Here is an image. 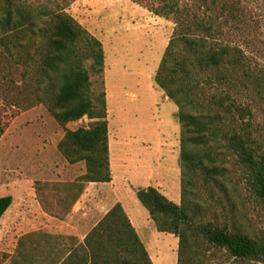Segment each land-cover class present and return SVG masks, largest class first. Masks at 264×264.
I'll return each instance as SVG.
<instances>
[{
    "label": "rangeland",
    "instance_id": "rangeland-1",
    "mask_svg": "<svg viewBox=\"0 0 264 264\" xmlns=\"http://www.w3.org/2000/svg\"><path fill=\"white\" fill-rule=\"evenodd\" d=\"M20 1L33 8L63 10L101 42L106 60L102 73L96 75L90 70L91 60L84 62V68L89 71L92 97L104 91L111 102L106 119L112 179L108 185L83 183L79 178L85 173L84 162L69 164L57 149L65 129L86 128L93 120L84 117L63 128L51 116L48 104L41 101L47 88L41 83L38 59L46 37L37 32L21 35L19 47H9L12 54L0 45V197L12 196L11 206L0 220V264H61L117 203L153 264H179V238L158 232L148 214H133L137 209L130 201L131 194L140 189L132 176L134 160L144 162L153 157L158 162L159 152H165L161 159L171 158L177 171L175 186L159 180L161 187L157 190L168 200L179 205L183 196L184 204L195 209L196 223L210 222L264 240V203L251 191L245 170L220 136L206 146H190L193 152L210 153L204 166L217 168L215 179L206 177L202 170L182 173L179 108L174 140L157 139L160 101L151 104L144 99L153 98L147 88L150 84L158 89L154 77L177 32L173 15L153 13L162 0ZM246 5L254 15L252 23L243 27L247 36L241 39L239 30L234 29L229 40H243L256 67L264 71V0H250ZM49 20L43 28H48ZM216 73L198 74L199 88L190 95L191 104L183 102L184 111L193 115L219 113L215 98L229 95L231 99L224 106L235 101L237 106L251 110L245 122L251 121L252 148L264 152V92L256 95L230 87L217 81ZM238 73L236 78L241 77ZM134 95L138 102H133ZM231 108L228 113H220L222 121L216 124L229 134L240 133L243 123L237 109ZM160 119L159 125L170 128L168 120ZM159 143L172 149H159ZM121 162L128 167L125 174L117 169ZM120 193L126 207L117 201ZM187 236L194 264H264L236 260L200 236L191 232Z\"/></svg>",
    "mask_w": 264,
    "mask_h": 264
},
{
    "label": "trees",
    "instance_id": "trees-1",
    "mask_svg": "<svg viewBox=\"0 0 264 264\" xmlns=\"http://www.w3.org/2000/svg\"><path fill=\"white\" fill-rule=\"evenodd\" d=\"M249 1L162 0L153 13L173 15L177 32L166 47L154 83L179 108L182 173L202 170L206 177L215 179L217 168L204 166L210 153L193 152L190 146H206L220 136L225 148L237 157L245 170L251 191L264 203V152L252 148L251 121L245 122V118L252 115L251 110L237 106L235 101L224 106L226 100L231 99L226 95L215 98L219 113L193 115L184 111V105L192 103L190 95L196 94L199 88L198 74L204 71L216 70V80L228 83L230 87L247 89L256 95L264 92V71L256 67L253 54L243 40L241 43L229 40L234 29L239 30L241 39L247 36L242 32L243 27L254 18L252 11L247 9ZM48 18V28H43L42 24ZM29 32L46 37L38 60L43 77L41 83L47 88L41 101L48 104L51 116L63 128L84 117L93 120L86 128L65 129L57 145L59 153L69 164L84 162L85 173L79 178L83 183L110 182L105 92L92 97L89 71L84 68V62L91 60L90 70L96 75L102 73L101 42L61 9L51 11L47 6L33 8L26 1L0 0V45L12 54L9 47L18 48L21 35L25 37ZM238 71L241 77L236 78ZM212 81L209 77V82ZM231 107L237 109L243 123L240 133L229 134L216 124V121H222L220 113L223 110L230 112ZM135 194L157 231L179 238V264H194L188 232L226 250L236 260L264 262V240H254L210 222L196 223L195 209L184 204L183 196L178 205L151 186L137 189ZM11 203L12 196L0 197V220ZM61 264L153 263L122 206L117 203L84 242L70 250Z\"/></svg>",
    "mask_w": 264,
    "mask_h": 264
},
{
    "label": "crops",
    "instance_id": "crops-1",
    "mask_svg": "<svg viewBox=\"0 0 264 264\" xmlns=\"http://www.w3.org/2000/svg\"><path fill=\"white\" fill-rule=\"evenodd\" d=\"M106 63V60L105 62ZM148 91L151 93V96H153V98H150L149 101H147L146 99L145 100V103L146 102H151V104L156 101H160L159 102V111L161 112V116L160 115H157L156 116V125H155V129H156V135H157V139L158 141H160L161 139H163L164 141H168V142H171L174 140L175 136H176V132H177V124H176V119H175V114L177 113V110H178V107L177 105L172 101L170 100L166 94L164 93V91L160 88H156V91L155 89L153 88V86L150 84L148 87ZM106 109H107V113H110V100H109V96L106 95ZM134 101L133 102H138L137 100V97L136 95H134L133 97ZM143 102V104H145ZM121 110L124 111V108H122ZM160 118H163V119H166L168 120L171 124L170 125V128H167V126H162V125H159L158 122L161 121L162 119ZM159 120V121H157ZM155 132V131H154ZM151 135V134H150ZM168 148V150L172 149L171 146H162L160 143L158 144V148ZM165 152H163V154H160L159 152V155L157 158H159L158 162H157V159L156 161H154V158L151 157L149 161H144V162H140L138 160H134V166H132V176L134 177V181L138 183V188H147L149 186L151 187H154V188H160L161 187V181L159 180H162V181H165V183L169 186H175V181L177 179V171H175V167H173V164H172V160L170 157H168L167 159H161L162 156L164 155ZM126 157V155L124 156L123 155V158ZM161 159V160H160ZM148 162V164H147ZM150 162V164H149ZM156 162V163H155ZM110 163V161H109ZM112 165V164H111ZM147 165V167L145 168V166ZM144 166V168H142ZM127 168L126 165H125V162H121L120 166H118L117 169H120V171H122L124 174L126 173L127 171ZM130 169V168H129ZM159 181V182H156V181ZM146 185H143L145 184ZM102 185H108L110 184V182L108 183H100ZM119 195V194H118ZM121 193H120V196L118 197L117 201L122 203L123 206L126 207V205L128 204H125V201L124 203L121 201L122 197H121ZM131 203L133 204L134 208L137 209V211H134L133 214L137 215V214H141V215H147L148 212L147 210L141 206V204L139 203L136 195H135V192L134 194L132 193L131 194ZM143 209V210H142ZM144 211V212H143ZM149 215V214H148Z\"/></svg>",
    "mask_w": 264,
    "mask_h": 264
}]
</instances>
